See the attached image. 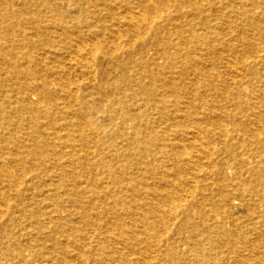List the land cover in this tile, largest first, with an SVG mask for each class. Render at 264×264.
<instances>
[{
  "label": "bare ground",
  "instance_id": "obj_1",
  "mask_svg": "<svg viewBox=\"0 0 264 264\" xmlns=\"http://www.w3.org/2000/svg\"><path fill=\"white\" fill-rule=\"evenodd\" d=\"M0 264H264V0H0Z\"/></svg>",
  "mask_w": 264,
  "mask_h": 264
}]
</instances>
